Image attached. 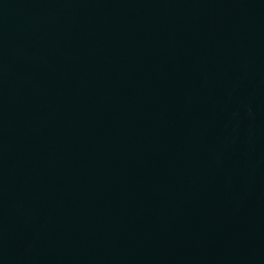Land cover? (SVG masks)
<instances>
[{
  "label": "water",
  "instance_id": "obj_1",
  "mask_svg": "<svg viewBox=\"0 0 264 264\" xmlns=\"http://www.w3.org/2000/svg\"><path fill=\"white\" fill-rule=\"evenodd\" d=\"M0 264H264V0H0Z\"/></svg>",
  "mask_w": 264,
  "mask_h": 264
}]
</instances>
